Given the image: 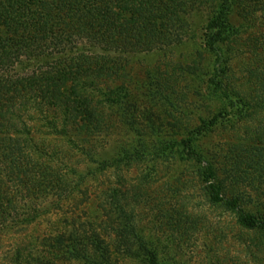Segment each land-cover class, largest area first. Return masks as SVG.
Wrapping results in <instances>:
<instances>
[{
	"label": "trees",
	"instance_id": "trees-1",
	"mask_svg": "<svg viewBox=\"0 0 264 264\" xmlns=\"http://www.w3.org/2000/svg\"><path fill=\"white\" fill-rule=\"evenodd\" d=\"M206 5L211 14L202 40L213 56L206 93L219 103L218 110L177 141L157 147L152 156L194 163L209 203L232 211L242 228L264 232V213L246 211L238 197L224 194L217 170L199 145L218 126L264 112L262 45L251 46L257 65L244 72L248 84L244 92L225 82L232 61L248 55L240 50V40L249 37L257 24L235 25L231 13L234 7L251 8V14L258 8L256 12L264 18V0L260 7L257 0H0V263L167 264L159 261L152 244L123 217L117 196L111 197L117 210L111 224L116 226L108 231L100 222L101 194L94 200L86 196L93 174L109 163L117 169L135 154L142 157L145 149L139 153L118 147L111 157L95 158L90 149L72 143L64 131L62 136L88 165L78 170L66 165L55 150L38 147L30 127L34 118L28 115L36 113L48 129L55 128L57 113L63 122L69 115L82 116L81 130L97 132L104 104L114 107L118 115L124 108L120 85L131 83L125 59L179 45L187 37L190 13ZM160 77L159 73L144 81L154 102L166 99L162 90L176 86V77L159 81ZM20 148L23 154L18 159L7 158L21 152ZM49 195L55 196L54 209H64L67 227L40 240L24 236L27 227L48 213L38 199ZM75 195L77 203L64 208L62 204Z\"/></svg>",
	"mask_w": 264,
	"mask_h": 264
},
{
	"label": "rangeland",
	"instance_id": "rangeland-1",
	"mask_svg": "<svg viewBox=\"0 0 264 264\" xmlns=\"http://www.w3.org/2000/svg\"><path fill=\"white\" fill-rule=\"evenodd\" d=\"M262 1L257 0L259 7ZM207 5L190 13L187 37L179 45L125 59L129 62L126 67L130 69L131 83L120 85L125 96L121 106L128 108L125 113L121 108L124 116L115 114L114 107L104 104L97 132L81 130L82 116L69 115L67 122H63L61 113L56 114L55 128L51 129L36 113H30L28 117L34 118L30 127L40 149L55 150L66 165L78 170L88 165L65 136L77 146L90 149L95 158L111 157L118 147L129 151L137 149L139 153L145 149L142 157L135 154L117 169L109 163L105 170L93 174L90 179L94 180L87 182L86 196L89 194L94 200L101 194L98 207L103 217L100 222L107 231L108 227L116 226L111 224L117 211L111 197L117 196L123 217L131 220L138 234L152 244L161 263L264 264V232L242 228L232 211L209 203L194 163L171 156H152L157 147L177 141L218 110L219 103L206 93L213 59L202 40L203 26L211 14ZM256 9L251 14V8L234 7L230 16L235 25L257 23L249 37L240 40V50L248 55L234 59L225 78L230 87L240 92L246 89L244 72L257 65L251 46L264 47V18ZM247 12H250L249 18ZM159 73V81L169 75L176 77L177 87L162 90L166 99L154 102L144 81L147 76L153 78ZM64 131L67 134L62 136ZM199 145L206 161L217 170L224 194L238 197L246 211L264 213V112L253 113L237 124L218 126ZM22 150L7 154V158L18 159ZM78 198L75 195L62 206L68 208L77 203ZM38 200L48 213L22 233L40 240L66 228L64 221L69 219L64 209H54L55 196Z\"/></svg>",
	"mask_w": 264,
	"mask_h": 264
}]
</instances>
